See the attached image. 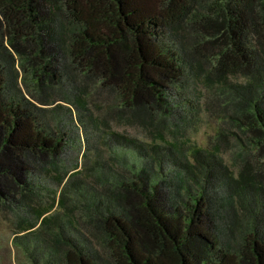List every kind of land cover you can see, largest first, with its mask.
<instances>
[{"label": "trees", "instance_id": "1", "mask_svg": "<svg viewBox=\"0 0 264 264\" xmlns=\"http://www.w3.org/2000/svg\"><path fill=\"white\" fill-rule=\"evenodd\" d=\"M198 81L226 99L232 167L229 128L182 139L201 105L174 92ZM72 106L108 153L69 171ZM0 207L28 264H264V0H0Z\"/></svg>", "mask_w": 264, "mask_h": 264}, {"label": "rangeland", "instance_id": "2", "mask_svg": "<svg viewBox=\"0 0 264 264\" xmlns=\"http://www.w3.org/2000/svg\"><path fill=\"white\" fill-rule=\"evenodd\" d=\"M206 65H209V62L206 58L203 59ZM244 79L240 76L238 78H234L232 83L235 85H240L241 81ZM188 90L182 91L181 89L178 92H174L175 96H178V93L184 98L192 99L193 101L199 103L200 106V114L191 115L188 118L187 127L185 129V134L182 137L189 138L197 144L198 146L205 147L207 149L213 147L214 141L216 140L217 132L219 130L222 131L224 127L227 129V136L231 138V142L228 145H224L222 147L223 156L228 165H231L234 162L233 152L236 153L235 149H231V145L233 143L234 135L230 132V129H233L230 124L227 123V116L224 115L226 99L224 96L218 95L212 89H209L206 85H204L201 81L197 83H192L186 86ZM180 97V96H179ZM112 98L109 97L106 93H103L101 96H98L96 99L92 100L91 108L95 115H97L98 119L102 121V117L108 108V105L111 104ZM58 103L64 104L62 100ZM52 107V106H50ZM72 109H62L56 111V114L60 112L61 120H58L59 116H56L53 119V113L51 112L48 116V120H52V124L57 126V128H62L65 133H68L69 144L71 145V149L66 156L65 165L69 171H73L76 168V163L82 159V153L88 150V157L86 162L88 167L93 163L92 158L96 153V147H98L99 151L104 153L106 156L107 150L106 145L98 139V135L100 130H97L95 127L92 132L88 131L87 127L83 124L87 123L86 115L80 117V113L75 106L71 107ZM54 109V108H52ZM112 128L120 133L131 137H137L142 140H151V134L147 133L145 129L138 125H131L124 121H119L113 119L111 121ZM236 131V130H234ZM88 137H91L88 140ZM169 139L172 138V135H169ZM89 142L92 146L89 148ZM95 143V144H93ZM89 149H88V148ZM121 151V150H117ZM187 154H190L189 150L186 149ZM162 159H166L163 156H160ZM169 159V158H168ZM191 160V157H189ZM166 161V160H165ZM168 162H166L167 164ZM165 164V163H164ZM165 164V168L163 170L165 173H168L170 176H174L175 169L172 164ZM174 171H173V169ZM234 169H237L235 167ZM86 170V169H85ZM180 171V170H179ZM194 171H196L194 169ZM40 186H43L44 194L46 193V189H54L59 194L62 191V187L56 184L52 178L48 177L46 179H39ZM16 213L13 212L12 208H2L0 207V264H28L29 258L26 256L24 250L17 246L14 243L15 230H16V222L17 217Z\"/></svg>", "mask_w": 264, "mask_h": 264}]
</instances>
